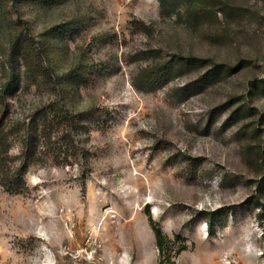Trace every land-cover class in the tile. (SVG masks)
Wrapping results in <instances>:
<instances>
[{"label": "rangeland", "instance_id": "obj_1", "mask_svg": "<svg viewBox=\"0 0 264 264\" xmlns=\"http://www.w3.org/2000/svg\"><path fill=\"white\" fill-rule=\"evenodd\" d=\"M147 211L264 264V0H0V264H160Z\"/></svg>", "mask_w": 264, "mask_h": 264}, {"label": "trees", "instance_id": "obj_2", "mask_svg": "<svg viewBox=\"0 0 264 264\" xmlns=\"http://www.w3.org/2000/svg\"><path fill=\"white\" fill-rule=\"evenodd\" d=\"M196 1H198V0H196ZM161 5L164 7V0H161ZM25 171H26L25 169H22L21 173H24ZM21 173H20V175H21ZM18 182H19V178L17 176L15 178H13V180H12L13 186L15 188H17L16 192L20 193L22 187H20L18 185ZM146 214H147L148 219H149V224H150L151 228L153 229V232L155 235L156 245H157V248L159 250L160 257H161L160 264H165V263L176 264L173 257L171 256V253H169V251H168V250H171L172 249L171 247L173 245H176V243L174 241H172L171 239H169L163 233L159 224H157L152 219L150 211H147ZM177 240H178V238H177ZM187 249H188V246L184 242L182 247L178 250L177 254H180V253L186 251Z\"/></svg>", "mask_w": 264, "mask_h": 264}]
</instances>
